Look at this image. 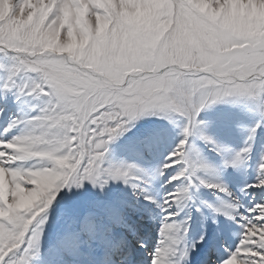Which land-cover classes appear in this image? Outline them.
<instances>
[{
	"label": "snow or ice",
	"instance_id": "snow-or-ice-1",
	"mask_svg": "<svg viewBox=\"0 0 264 264\" xmlns=\"http://www.w3.org/2000/svg\"><path fill=\"white\" fill-rule=\"evenodd\" d=\"M262 11L264 0H0V53L13 61L0 94L22 104L42 100L0 128V264L39 258L48 210L62 189L87 182L103 191L116 181L160 210L150 264H187L205 239L201 233L189 243L188 218L176 219L201 187L219 195L216 204L201 200L198 211L239 224L237 243L218 264H264V198L242 212L223 182L199 174L216 170L189 156L193 135L217 153L229 151L199 130V113L217 102L258 100L264 120ZM149 114L184 120L159 166L106 162L110 145ZM261 122L247 128L245 146L223 167L249 159ZM160 177L174 187L157 201L144 186ZM249 188L264 189V151L254 182L241 191ZM116 222L126 224L122 215Z\"/></svg>",
	"mask_w": 264,
	"mask_h": 264
},
{
	"label": "rangeland",
	"instance_id": "rangeland-1",
	"mask_svg": "<svg viewBox=\"0 0 264 264\" xmlns=\"http://www.w3.org/2000/svg\"><path fill=\"white\" fill-rule=\"evenodd\" d=\"M13 63L11 56L0 53V77L6 74L7 66ZM217 102L202 110L198 120L203 124L199 130L210 135L218 145L229 149L217 153L199 139L190 137L195 151L189 156L209 165L216 173L200 170L199 174L210 181L223 182L242 205L241 211L264 198V189L249 188L257 176V163L264 151V120L255 110L258 100L242 98L237 103ZM40 105L39 98H28L23 104L15 100L12 93L0 94V128L21 112H29L28 105ZM172 122L162 115L149 114L137 118L132 126L111 145L107 161L136 163L151 171L159 166L164 156L181 139L184 120L173 115ZM262 121L257 128L249 159L239 167H223V159H230L234 152L245 146L247 128ZM19 131V129H17ZM150 148L144 147V138ZM166 177L151 180L144 187L148 194L160 200L162 194L173 189L166 185ZM3 173H0V199H3ZM218 193L201 187L193 190L196 204L180 210L176 219L188 218L186 240L190 243L201 234L205 239L190 250L187 264H218L228 255L238 241V222L215 214L213 222L210 209L197 205L201 200L218 203ZM176 211L175 208L172 209ZM3 215V209H0ZM123 216L126 224L117 223ZM160 210L152 202L133 194L127 185L109 182L101 191L90 183L77 189L74 186L62 189L48 210L40 241V256L33 264H150V253L158 239ZM222 239L229 246L223 245ZM143 244V247L141 246ZM219 252V259L209 263L212 254Z\"/></svg>",
	"mask_w": 264,
	"mask_h": 264
},
{
	"label": "clouds",
	"instance_id": "clouds-1",
	"mask_svg": "<svg viewBox=\"0 0 264 264\" xmlns=\"http://www.w3.org/2000/svg\"><path fill=\"white\" fill-rule=\"evenodd\" d=\"M260 14H261V15H264V11H262Z\"/></svg>",
	"mask_w": 264,
	"mask_h": 264
}]
</instances>
